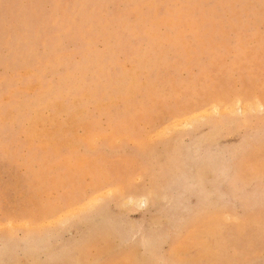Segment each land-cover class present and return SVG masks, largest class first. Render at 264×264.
Masks as SVG:
<instances>
[{"label":"rangeland","instance_id":"374dc122","mask_svg":"<svg viewBox=\"0 0 264 264\" xmlns=\"http://www.w3.org/2000/svg\"><path fill=\"white\" fill-rule=\"evenodd\" d=\"M0 247L264 264V0H0Z\"/></svg>","mask_w":264,"mask_h":264},{"label":"bare ground","instance_id":"6f19581e","mask_svg":"<svg viewBox=\"0 0 264 264\" xmlns=\"http://www.w3.org/2000/svg\"><path fill=\"white\" fill-rule=\"evenodd\" d=\"M38 123V122H37ZM132 201V200H131ZM43 229V228H42ZM44 233V232H43ZM0 249H1V247H0ZM28 249V248H27ZM32 249V248H31ZM60 250V249H59ZM64 250V249H63ZM1 251V250H0ZM33 263V262H32Z\"/></svg>","mask_w":264,"mask_h":264}]
</instances>
